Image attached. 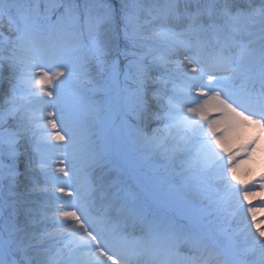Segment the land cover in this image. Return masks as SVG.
Returning <instances> with one entry per match:
<instances>
[{
  "label": "snow or ice",
  "instance_id": "1",
  "mask_svg": "<svg viewBox=\"0 0 264 264\" xmlns=\"http://www.w3.org/2000/svg\"><path fill=\"white\" fill-rule=\"evenodd\" d=\"M5 70L0 264H264L257 210L228 226L258 156L264 193V0H0ZM126 146L179 178L163 199L112 177Z\"/></svg>",
  "mask_w": 264,
  "mask_h": 264
},
{
  "label": "rangeland",
  "instance_id": "2",
  "mask_svg": "<svg viewBox=\"0 0 264 264\" xmlns=\"http://www.w3.org/2000/svg\"><path fill=\"white\" fill-rule=\"evenodd\" d=\"M3 75L5 79L3 84L0 85V103H2L4 94L7 92L9 87L7 80L9 73L7 70H5ZM61 92L62 95L66 94V86H62ZM96 99L100 100L101 96L97 95ZM155 126L156 125L153 124V127ZM67 151L68 150H65L63 154L60 151L49 153L50 159L48 160V163L52 166L49 169L50 172H55L56 168L62 166L60 161L64 159V154H66ZM125 151L128 154L129 162L125 163L114 160L113 164L115 165V169L112 172V177L119 180L121 186L125 189L127 194L141 198L147 197L149 199H163L164 194L168 191V189L178 182L179 178L166 171L165 162L160 160L158 157L147 156V154L131 146H126ZM260 159L261 158L258 156L256 164L244 165L240 171L241 178L247 181V187L251 191L256 192L257 195L251 197L249 201H244L243 197L241 196L240 199L242 205L247 204L243 208H237L236 206H233L232 210L235 212V215L230 217V224L228 225L233 233L239 232V229L245 223H251V213L248 212L250 203H258V206H254L257 210L256 220L264 222V212L259 213L264 208V193H261L259 184L256 183L261 171L259 162ZM245 172H250V175L246 176ZM55 195L59 196L60 193L57 192ZM166 211L168 214L180 218L181 215L187 210L179 205H175L166 209ZM180 222L193 229L197 227L195 221L190 219L188 216H184ZM261 226L264 227V223H262ZM252 230L255 231L254 226ZM234 238L239 244H243L247 239V236L246 233H239L238 235H235Z\"/></svg>",
  "mask_w": 264,
  "mask_h": 264
},
{
  "label": "bare ground",
  "instance_id": "3",
  "mask_svg": "<svg viewBox=\"0 0 264 264\" xmlns=\"http://www.w3.org/2000/svg\"><path fill=\"white\" fill-rule=\"evenodd\" d=\"M259 212V211H258ZM264 212V210L263 211H260L259 213H263Z\"/></svg>",
  "mask_w": 264,
  "mask_h": 264
}]
</instances>
